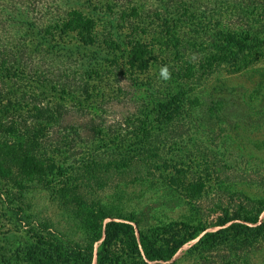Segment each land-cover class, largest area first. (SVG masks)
Instances as JSON below:
<instances>
[{
  "label": "rangeland",
  "instance_id": "rangeland-1",
  "mask_svg": "<svg viewBox=\"0 0 264 264\" xmlns=\"http://www.w3.org/2000/svg\"><path fill=\"white\" fill-rule=\"evenodd\" d=\"M218 2L216 0L213 5L211 0H201L199 16L192 21L181 19L178 26L193 29L210 20H218V13L224 16V23L236 22L237 15L233 13L236 9L233 8L229 15V8L224 4L217 5ZM76 11L93 21V45L82 46L75 37H84V33L77 35L72 27L66 35L56 31L59 18L64 17L65 12ZM177 15L181 12L168 0H0V51L15 66L37 60V68L50 73L59 62L61 66L65 65L66 72L86 81V87L106 90L118 85L127 90L131 83L123 77L112 81L118 67L110 64L122 62L125 54L122 42L126 40L130 24L137 22V26L148 28L149 34L137 35V38L155 41L156 46L162 48V43L170 39L167 35L164 37L168 27L166 22L178 18ZM58 36L62 41L60 46L55 42ZM163 55L168 62L169 53ZM251 67L243 73L233 74L223 64L206 80L186 85L169 80L165 86L161 84L157 77L159 65H151L146 73L137 75V81L159 84L157 89L185 90L195 104L198 126L185 143V157L171 155L167 160L168 165L185 171L175 175L171 183L167 180L170 170L161 177L116 180L108 179V176L106 187L98 193L105 212L134 218L131 223L137 240L138 232L144 231L154 248H162L164 254L167 252L166 241L180 230L177 223L208 224L225 209L231 214L244 207L252 217L258 215L257 221L252 223L239 218L233 222L252 228L241 232L231 229L200 242L201 232L168 260L145 258L142 246H139L140 254H133L126 238L119 237L108 247L107 253H102L106 256L102 262H109L113 257L112 262L117 264H264V57ZM108 69L109 74H106ZM29 84L13 71L5 76L0 70L2 98L15 103L21 112L25 111L23 106L28 104L29 107L33 101L29 97L33 95ZM81 88L84 91L85 88ZM43 89L39 87L34 93L39 94ZM44 92L46 99L54 96L52 101L56 100V94L48 89V85ZM136 96H144L143 91ZM69 97L63 99L68 101ZM73 97L77 99L76 94L72 100ZM123 105L126 104L120 100L114 101L113 111H106L97 121L118 120L124 111ZM81 115L71 112L66 117L67 124L75 129L83 127ZM224 124L234 132L231 137L221 134L225 130ZM155 126L154 123L151 129ZM47 138L43 139L46 141L43 147L51 143L52 138ZM87 140H76L72 144V154L65 155L58 164L55 162L67 175H77L76 170L87 158L88 150L99 144ZM53 154L50 151L47 157ZM202 169H205L203 174ZM19 179L6 177L0 183V264H43L47 261L46 256L52 264H71L74 261L69 257L86 246H92V264H96L101 240H93V232L54 199L51 189L39 185L21 193L17 185ZM78 192L84 195V201L91 199L86 184ZM247 199L257 203L249 206ZM261 209L258 214L257 210ZM109 218L106 217L104 223ZM219 227L213 225L206 230L215 231ZM181 230V234L187 233V230Z\"/></svg>",
  "mask_w": 264,
  "mask_h": 264
},
{
  "label": "trees",
  "instance_id": "trees-1",
  "mask_svg": "<svg viewBox=\"0 0 264 264\" xmlns=\"http://www.w3.org/2000/svg\"><path fill=\"white\" fill-rule=\"evenodd\" d=\"M200 1L168 0L181 15L172 18L173 22H166L168 27L164 37L167 35L170 39L167 43H162L163 46L160 44L162 48L156 46L155 41L137 38V35L149 34L148 28L137 26V22L130 24L125 35L126 40L122 42V51L125 53L122 62L110 64L118 67L112 81H115L116 77H123L131 83L127 90L118 85L106 90H98L94 86L86 87V81L83 82L71 72H66L65 65L61 66L59 62L50 69V73L38 69L37 60L15 66L10 64L0 51V70L3 74L7 76L13 71V74L29 82L28 86L33 90V95L29 96L33 100L31 106H23L24 112L14 106L15 103L2 98L0 93V183L1 180H6V177H18L20 179L17 185L21 193L39 185L51 189L54 199L75 214V217L93 232V240H101L96 264H117L112 262L113 257L109 262H102L106 259L102 253H107L108 247L119 237L126 238L130 245L128 249L130 248L133 254H140L139 246H142L145 258L168 260L182 245L196 238L201 232L203 234L199 237L200 242L231 229H239L237 231L241 232L252 228L240 222H233L235 219L242 218L252 223L257 221L258 215L252 217L244 207H240L231 214H228V210H223L221 215H217L215 220L208 224L193 226L177 223L180 230L166 241L167 252L164 254L162 248H154L144 231L138 232L140 237L137 240L131 223L135 221L134 218L113 216L108 211L105 212L100 203L98 191L106 187L108 176V179L113 177L116 180L156 175L161 177L165 171L170 170L167 180L171 183L175 175L185 171L168 165L167 160L171 155L185 157V143L190 140L198 126L195 104L190 100L187 91L157 89L159 84L137 81V75L146 73L151 65H159L161 68L166 66L170 72V82L178 85L198 84L200 80H206L216 73L220 65H227L230 73H243L264 57V0H219L217 5H226L229 15L233 8L236 9V12H233L237 15L236 22L224 23V16L218 13V20H210L209 23L200 24L193 29L178 26L181 19L192 21L199 16ZM211 3L215 5L216 0H211ZM59 19L56 31L66 35L67 30L72 27L77 35L84 33V37H75L82 46L94 44V26L90 18L76 11L65 12L64 17ZM84 29H87V32ZM172 32L174 34L170 36ZM59 37H56L55 42L60 46L62 41ZM167 53L170 59L168 62L163 55ZM108 72L109 69L106 74H109ZM157 77L165 86L166 81L160 77V70ZM46 85L56 94L55 101H52L54 96L49 98L51 100L46 99ZM39 87L44 89L39 94L34 93ZM81 87L85 88L84 91ZM140 91H143L144 96H136ZM74 94L77 99L73 97L72 100ZM69 95L71 97L65 101L63 98ZM118 100L126 104L123 105L124 111L118 120H112L110 123L103 120L98 122L99 116L105 115L110 109L113 111L111 105ZM71 112L82 114L80 119L83 127L75 129L73 125L67 124L66 117ZM5 114L8 116L5 117ZM154 123L156 128L151 129ZM224 127L225 130L221 132L223 137H231L234 132H231L227 124H224ZM47 137L52 138L51 143L43 147L46 142L43 139L48 140ZM79 139H88L87 141L99 144L88 150L87 158L82 160L76 170L77 175H67L62 166L57 164L65 155L72 154V144ZM47 147L50 148L46 149ZM50 151L54 154L48 158ZM188 161L191 162L190 159ZM203 171L205 169H202L201 173ZM85 184L88 186V195H91V199L88 198L87 201H84L86 198L78 192ZM247 201L249 206L255 202L250 199ZM261 211L262 209L257 210V213ZM106 217L110 218L104 223ZM228 222L230 223L227 225ZM213 225L220 227L215 231L206 230ZM165 227L163 229H166ZM181 229L187 230V233L181 234ZM92 249V246H86L78 253L74 252L69 257L74 261L71 264H92ZM46 260L43 264H52L47 256Z\"/></svg>",
  "mask_w": 264,
  "mask_h": 264
},
{
  "label": "clouds",
  "instance_id": "clouds-1",
  "mask_svg": "<svg viewBox=\"0 0 264 264\" xmlns=\"http://www.w3.org/2000/svg\"><path fill=\"white\" fill-rule=\"evenodd\" d=\"M160 77L165 81L170 79V72L168 71V68L166 66L160 69Z\"/></svg>",
  "mask_w": 264,
  "mask_h": 264
}]
</instances>
